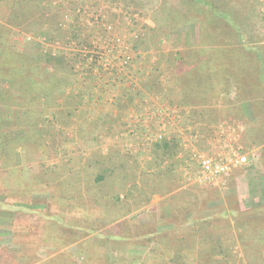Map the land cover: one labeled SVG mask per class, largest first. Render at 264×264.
<instances>
[{
	"label": "rangeland",
	"instance_id": "rangeland-1",
	"mask_svg": "<svg viewBox=\"0 0 264 264\" xmlns=\"http://www.w3.org/2000/svg\"><path fill=\"white\" fill-rule=\"evenodd\" d=\"M204 1L41 0L46 8L36 19L21 28L10 26L4 49L15 60H32L37 71L30 79L20 74L17 63L8 65L13 72L0 75V264H176L167 249L128 236L152 232L159 208L170 212L171 195L178 191L183 201L210 209L206 215L218 224L211 232L223 236L227 249L212 259L205 253L199 257V248L186 251V264L252 263L241 242V219L226 212L227 207L238 212L264 205V193L247 188L253 175L262 185L261 165L249 158L264 137L258 139L261 133L252 130L257 143L245 134L234 139L233 120L209 129L190 128L192 120H178L183 113L170 108L183 101L177 77L184 71L177 68L174 49L199 43L200 26L208 27L211 40L227 49L217 53L218 67L227 60L235 64L237 57L245 63L251 58L244 47L264 49V0H210L232 16L230 22L241 19L238 33L236 26L210 14ZM12 4L4 3L1 23L8 21ZM51 56L66 61L55 67ZM231 73L234 87L223 91L226 104L235 97L230 95L235 88ZM153 93L160 95L159 101ZM215 116L210 113L209 126ZM221 116L232 119L235 111L229 107ZM23 129L27 134L13 136ZM166 140L175 155L157 149ZM230 150L247 155V164L216 180H196V153ZM159 154L167 158L158 160ZM105 170L116 175L102 192L97 177ZM137 186H147L149 192L162 186L164 196L154 193L149 204L137 207L128 192ZM115 194L123 207L111 201ZM54 207L66 224H50ZM260 253L264 260V248Z\"/></svg>",
	"mask_w": 264,
	"mask_h": 264
},
{
	"label": "trees",
	"instance_id": "trees-1",
	"mask_svg": "<svg viewBox=\"0 0 264 264\" xmlns=\"http://www.w3.org/2000/svg\"><path fill=\"white\" fill-rule=\"evenodd\" d=\"M6 1L7 0H0V12ZM40 1L13 0L11 14L8 17V21L4 22V24L0 22V75L5 76L8 74V72H13V70L9 68L8 65L18 63L21 64L19 69L20 74L25 75L30 79L35 78L37 70L34 67H31L32 60H15V54L11 51H8L7 49H4L5 44L2 40L5 39V37H8L9 28L11 25L21 28L26 22L36 19L42 9L46 8L43 6L41 7ZM194 1L201 5L200 0ZM211 3L212 2L210 0H205L203 2V6L209 7L208 12L210 14L216 16L217 18H221L223 21L225 20V22H228L231 27L236 26L238 29L236 32L238 33L239 28L242 25L240 22L241 19L235 20V24L233 21L230 22V18L232 16L223 9L213 6ZM174 16V18H178L176 15ZM172 20L173 19L171 18L170 22ZM207 29L209 28L200 26L199 43L217 44V41L211 40L213 34ZM52 39H56V37H53ZM136 47L138 50V45H136ZM196 50L197 51L195 52L185 51L179 53L180 58L179 62L177 61V68H179V70H183L184 73L177 78L180 79V82L183 83V85L187 83L188 79H192V90L196 89L197 93H200V89H205V86H219V90L227 92L232 88V86L234 87V84L230 80V72L232 70V73L235 75V86L239 90V93H242V96L238 97L239 100H249L252 103L254 116L257 119V122L261 121L262 123L261 128L258 130V133H261L258 138H262L264 133V49L262 47H257V49L254 47H244L243 50H245L246 56H250L251 59H247V61L244 63L242 58L237 57L236 59L238 60H234L235 64L227 60L224 62L223 68L218 67L216 63V61H218L217 53L219 54L220 52L225 54L227 49L219 48L217 51H211L209 54L210 63L208 66L204 63L202 64L201 62L200 54L204 52L202 51L203 49L197 48ZM186 58L187 60H185ZM48 59L55 67L66 61V57L63 56H51ZM67 62L71 65L70 61ZM228 66L231 67V70ZM217 78H220V82H217ZM196 92L194 91L193 94H196ZM243 94L245 96H243ZM185 101L186 98H183L184 103ZM63 108V113H66L67 111H65V107ZM67 114L70 115L71 113ZM21 134H27V131L23 129L20 134L16 133L15 135L13 134V136H18ZM261 135L262 137H260ZM172 145L173 144L171 142H164L163 144L156 147L159 149L160 153L162 151L165 153L169 151L167 156H170L172 154L171 151L173 150ZM163 158L167 157H163L159 154L157 159L162 160ZM166 173H170V171H166ZM115 175L116 173L114 171L105 170L103 176L99 175L97 177V181H99V184H101L100 186H103L102 192L107 186L104 184L107 182L109 183L111 179H114ZM160 175L161 177L166 176L165 173H160ZM122 179L127 181V175H123ZM149 190L150 189L147 186H143L142 189L137 186L128 190V192L135 199L134 203L137 205V207H143L151 202L154 193H160L162 194L161 196H164L162 186H160V189H152L150 192ZM134 191H137L138 195L134 194ZM120 198L118 194H115L114 197H111V201L122 206L123 201ZM170 200L172 201L170 212H166L163 207L159 208L160 215L153 219L152 227L154 228L152 232L143 233V230L134 231L135 236H128V240H133L136 243L149 242L154 246L156 245L157 248L159 247V249L164 248L165 250H171L173 254L172 261L176 264H186L185 259L188 255L186 254V251L195 250L196 248H199V250H197L199 257L205 253L207 255L206 257L210 259H212L214 255H218L223 252L225 253V251L227 252V249H225L224 246V241L222 240L223 236L221 234L218 235L211 232V228L214 226V224H218L213 222L214 220L212 219L213 217L211 215H206L210 209L206 208L204 203L202 204L197 201L193 202L192 200H189L188 202L183 201L180 191L172 194ZM221 206L226 208L224 204ZM54 208L55 213H53L50 218V224L58 223V225H60L61 222L63 225L66 224L60 216L59 207ZM234 208L235 207H227L229 211L226 212L225 209L224 211L226 214H230L233 219L237 218V221H240L241 219L240 223L243 227H245L243 228L244 233L242 234L241 242L244 250L246 251V257L251 260H249L252 262L251 264H264V260L262 259L263 257L260 253V249L264 248V205L253 209H238V212H236V209ZM130 211L131 208L128 210L127 214H129ZM127 222L129 221L127 220ZM137 224L141 225L140 223H136V226ZM63 225L61 226L65 228ZM66 227L69 226L66 225ZM70 227L72 231H76L75 228H72L73 226ZM246 234L249 236L247 240H244V236ZM128 240L127 242H129ZM213 263H215V261H213Z\"/></svg>",
	"mask_w": 264,
	"mask_h": 264
},
{
	"label": "crops",
	"instance_id": "crops-1",
	"mask_svg": "<svg viewBox=\"0 0 264 264\" xmlns=\"http://www.w3.org/2000/svg\"><path fill=\"white\" fill-rule=\"evenodd\" d=\"M201 44L199 43H194V42H187L185 46H181L178 49H174L175 50V54L176 57L178 58V62H179V58L180 55L178 57V54L181 52H195L197 51V48L203 49L202 51L205 52V54L208 56L210 54L211 51H217L220 47L215 44L213 46H209V43H205L202 44V46H200ZM238 47L242 48V44H238ZM248 48V47H247ZM169 50V49H168ZM167 50V52H168ZM172 50V49H171ZM202 57L201 56V62L202 64H206L207 66L209 65V57ZM187 60V58L185 59ZM217 63V62H216ZM214 65V64H213ZM206 66V67H207ZM192 79H188L187 83L185 85H182L181 87H179V93L181 97V99L186 98L185 103L179 102L178 101V105H174L176 108H170L173 109V112L175 113V111H178V113H183V115H181L180 117L177 116L180 120L182 117L185 119V122L189 121L187 119L192 120V123L194 125L190 126V128H205V129H209V128H213V127H218V125H223L224 123H228L229 121H232L234 123L231 122V124H235V136L234 139H240L241 136L240 134H245L244 136L246 137V139L249 141H252L253 135L251 134L252 130H254L256 132V135L258 133V130L261 128V121L257 122V119L254 116V112H253V106L252 103L249 100H239L238 97L242 96V93H239V90L237 89V87L235 86V88H233V92H231V96H235L232 97V101L231 104H226L224 103V97L225 95L223 94L222 90H219L217 86H205V89L202 88V90L200 89V93L196 92L195 90H192L193 87V83H192ZM203 82V81H202ZM196 92V94H193V92ZM220 91V92H219ZM156 96V97H155ZM243 96H245L243 94ZM248 96V94H247ZM152 98H156L158 99V101L160 100V95L153 93ZM150 97V99L152 100V98ZM179 97V98H180ZM238 98V99H237ZM169 107V106H168ZM231 108V112H233V109L235 111V117L234 118H227V117H222L221 116V111L227 108ZM168 110V109H167ZM166 110V111H167ZM165 111V112H166ZM211 112H215L216 116L214 117L215 120V124H213L212 126H209L208 122H210L209 115ZM172 113V114H174ZM170 112L166 113V116H168L169 121L171 123H175L176 120L170 118L169 116ZM197 114V117L194 118V115ZM237 115V116H236ZM176 117V118H177ZM166 118V117H165ZM174 118V115H173ZM182 118V120H183ZM181 120V121H182ZM228 121V122H227ZM234 126V125H233ZM189 128V127H188ZM240 130L239 132H236ZM257 130V131H256ZM234 131V130H233ZM231 134V133H230ZM232 136V134H231ZM259 137V136H258ZM262 137V135L260 136ZM263 137H264V133H263ZM254 139V138H253ZM259 139V138H258ZM255 140V139H254ZM166 142H169L168 140H166ZM255 142L257 143V141L255 140ZM255 142L251 143L253 145H255ZM260 143V142H259ZM257 143L254 146V149H251V154H253L249 159L256 165V167H259L260 165V169H261V175L259 176V180H263L262 185L257 184V179H258V175H253L254 178L252 180L248 181L247 184V188L248 191L252 192V193H260L263 194L264 193V141L259 144ZM261 187L260 189H256V188ZM171 253V250H166V254L167 253Z\"/></svg>",
	"mask_w": 264,
	"mask_h": 264
},
{
	"label": "built area",
	"instance_id": "built-area-1",
	"mask_svg": "<svg viewBox=\"0 0 264 264\" xmlns=\"http://www.w3.org/2000/svg\"><path fill=\"white\" fill-rule=\"evenodd\" d=\"M125 63H129L127 59ZM158 138L161 139L162 136ZM194 157L199 170L196 180L203 183L216 180L248 162L247 155L236 153L235 150H230L227 154L196 153Z\"/></svg>",
	"mask_w": 264,
	"mask_h": 264
}]
</instances>
